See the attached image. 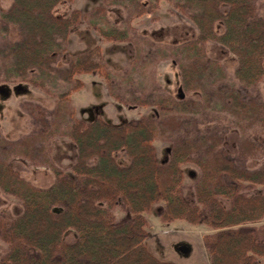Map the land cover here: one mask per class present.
<instances>
[{"label":"trees","instance_id":"trees-1","mask_svg":"<svg viewBox=\"0 0 264 264\" xmlns=\"http://www.w3.org/2000/svg\"><path fill=\"white\" fill-rule=\"evenodd\" d=\"M71 1L11 0L0 14V34L11 28L18 34L16 40L0 39V84H28L56 98L52 111L30 108L39 127L33 134L17 142L0 138V190L22 207L16 216L0 212V241L7 246L0 264H170L145 244V214L159 204L161 222L185 221L212 231L203 237L210 264H259L264 163L252 170L246 162L264 156V138L251 133L264 131V102L229 83L223 67L207 57L206 44L216 42L237 59L235 78L242 88L257 87L264 78V0H167L198 30L193 40L156 50L177 63L181 94L143 97L133 90L126 101L153 106L155 117L124 125L74 119L70 98L83 87L81 75H99L111 94L119 95L99 47L67 56L68 38L84 16L74 11L64 18L54 10ZM158 2L110 0L128 7V22L154 13ZM105 10H93L88 25L107 42L129 41L131 28L113 25ZM60 83L64 90L59 91ZM222 116L242 134L236 155L224 146ZM58 136L76 147L70 174L49 157L48 144ZM156 139L171 143L164 162L157 160ZM119 152L128 165L118 163ZM17 159L50 167L55 183L47 189L34 186L22 177ZM185 164L200 170L192 200L183 194ZM256 187L263 189L251 192ZM117 211L123 219H117ZM69 231L76 234L72 242L65 240Z\"/></svg>","mask_w":264,"mask_h":264},{"label":"rangeland","instance_id":"rangeland-1","mask_svg":"<svg viewBox=\"0 0 264 264\" xmlns=\"http://www.w3.org/2000/svg\"><path fill=\"white\" fill-rule=\"evenodd\" d=\"M140 1L145 3L150 0ZM10 6L11 0H0V14L8 10ZM99 7L106 8L104 11L106 18L113 25L131 28L132 34L129 41L107 42L88 25L89 14ZM74 11L84 16V21L73 29L68 38L67 56L73 58L99 47L105 65L114 75L112 83L116 85V88L113 91L119 95L113 96L108 82L99 75H81L79 79L83 87L70 98V107L73 109L75 120L89 123L96 118H101L114 125H124L129 121L142 118L151 119L156 113L153 106H139L126 101V98L134 92L133 90L143 97L149 92L154 96L161 94L174 98L181 94L182 79L177 63L171 56L161 58L156 50L163 48L169 50L193 40L197 37L198 30L169 1L159 0L154 13L129 22L128 7L110 3V0H72L58 5L54 13L67 18ZM17 37V31L12 28L9 34H0V39L16 40ZM141 48L142 52L139 55L138 49ZM206 55L223 67L229 83L244 94H254L264 102V78L257 87L244 89L235 78L237 59L226 48L216 42H208ZM59 89V91L64 90L65 86L60 83ZM32 106H41L47 111H52L56 106V98L28 84L1 83L0 138L17 142L37 131L39 127L36 126L30 114ZM218 124L224 131L225 148L236 155L242 134L234 126L230 117H223ZM251 133H258L264 138L263 130L257 129ZM154 145L157 160L164 162L169 154L171 143L156 139ZM48 151L51 163L70 174L77 155L72 141L65 136L55 137L49 142ZM115 157L120 165L129 164V159L124 152L117 153ZM263 163L264 156L250 158L246 166L253 170ZM15 165L22 177L38 188L47 189L55 183V175L50 167L34 165L19 159L15 161ZM182 172L183 194L187 199L192 200V187L200 175V170L193 164H185L182 166ZM262 189V187H256L251 192H260ZM162 208L163 204L156 205L145 214L148 221V237L145 244L149 252L157 259L170 264H210L203 245V237L212 231L204 225H190L185 221L163 223L157 215ZM0 212L16 216L21 214L22 207L18 200L0 190ZM116 216L117 219H123L125 215L117 211ZM261 224H264V219L257 225ZM75 238L76 234L73 231L65 235L67 242H72ZM182 248L187 249L188 252L182 253ZM6 251L7 246L0 241V258ZM259 264H264V258L260 259Z\"/></svg>","mask_w":264,"mask_h":264},{"label":"water","instance_id":"water-1","mask_svg":"<svg viewBox=\"0 0 264 264\" xmlns=\"http://www.w3.org/2000/svg\"><path fill=\"white\" fill-rule=\"evenodd\" d=\"M181 252H182V253H187V252H188V250H187V249H185V248H182V249H181Z\"/></svg>","mask_w":264,"mask_h":264}]
</instances>
